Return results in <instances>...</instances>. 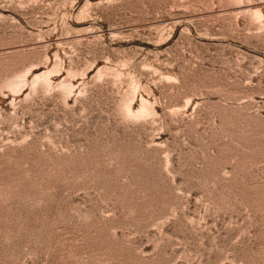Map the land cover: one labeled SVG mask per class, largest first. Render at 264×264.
<instances>
[{"label":"rangeland","instance_id":"1","mask_svg":"<svg viewBox=\"0 0 264 264\" xmlns=\"http://www.w3.org/2000/svg\"><path fill=\"white\" fill-rule=\"evenodd\" d=\"M0 264H264V0H0Z\"/></svg>","mask_w":264,"mask_h":264}]
</instances>
